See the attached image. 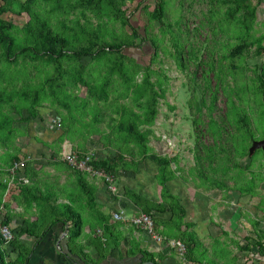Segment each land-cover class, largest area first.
I'll return each instance as SVG.
<instances>
[{
	"label": "trees",
	"instance_id": "obj_1",
	"mask_svg": "<svg viewBox=\"0 0 264 264\" xmlns=\"http://www.w3.org/2000/svg\"><path fill=\"white\" fill-rule=\"evenodd\" d=\"M2 1L0 4V72L5 71L11 77V82L8 80L0 82V151H3L0 152V167L8 168L9 172H15L20 177L26 174L24 170H27V163L25 169L19 166L14 168L16 162L26 155L22 147L15 142L18 137V132H15L12 126L15 115L28 121L43 119L39 108L45 107L46 101L51 104L47 106L49 108L54 107L57 102L59 106L67 109V114L69 113L71 117L78 113V110L73 112L77 109L76 105L87 108L93 102V107L99 108L102 112L97 115L95 122L100 121V117L109 112H118L119 117L111 116V124L114 128L106 136L110 135L117 140H122V147L126 154L120 151L117 156L110 159L94 156V167L110 173L114 178L118 176L119 168L132 172V176L135 177L139 173V164L142 160L149 159L155 163L157 165L155 177L161 186V201H153L132 188H126L124 196L140 211L153 216L155 228H158L159 223L167 224L169 226V229L165 231L167 236L177 234L183 239L188 246L187 257L193 258L192 247L187 240L195 238L193 233L182 230L186 208L180 197L172 193L167 185L168 182L180 178L178 173L184 168H173L172 164L178 162V157L158 153L150 145V136L154 132L151 127L158 114V104L166 97V84L171 79L163 68L161 70L152 68V64L157 62V59L161 57V51L164 50L160 49L156 36L148 35L149 24L147 22L145 25L138 14L149 8L151 4H144L146 0H130L131 4L127 3L128 0H43L44 4L41 3L42 0ZM152 1L155 2L153 19L159 21V29L163 34H170L166 36L173 40V46H175V49L171 46V57L176 67L180 68L185 75V85L189 86L187 89L189 98L185 103L189 110L188 115L194 136V165L189 171L197 178L196 181L200 186L213 184L216 188L229 191L231 186L228 182L238 181L242 177L241 174L246 172L238 159L248 155L252 161L256 157L260 149L250 154V147L258 138L257 131H264V65L259 67L257 78L253 79L254 102L257 108H260L258 120L251 119V106L245 104L246 93L243 89H235V85L231 84L234 80L237 81L240 64L244 63L245 54L251 47L255 46L256 54L264 53V33L256 40L251 39L257 20L258 5L254 4L253 0H185V2L182 0L180 3L176 0L181 6L180 14H176L175 11L167 9L170 0ZM257 1L261 3L262 0ZM218 6L215 18L221 22L235 20L237 26L235 35L237 42L232 46L229 43L225 45L227 51L222 48V40L215 44L212 41L205 43L199 41L200 38L197 40V33L195 36L192 34V29L195 27L198 31L201 27L204 29L206 18L211 20L208 12ZM7 12L17 15L26 12L29 20L24 26H17L4 17ZM90 14L96 17L97 22L92 24ZM134 15L140 21L139 26L141 28L145 26L143 29L145 35L141 34L138 28L131 26L130 17ZM198 15V24L191 27L189 24ZM58 18L61 19L59 23H54L53 21ZM103 22L107 25L112 24L109 30L112 38L109 41L105 39L108 33L102 29ZM116 25L122 28L120 34L115 32ZM68 30L72 31L70 35L64 33ZM186 41H188L187 44ZM143 44L149 45L147 55L150 60L146 63H141L130 53L127 54L128 48H137ZM188 44L193 45L194 52L187 50ZM205 49L208 50L204 53L202 50ZM198 54H201V57H197ZM204 55L205 58H202ZM84 56L90 57L91 63H83ZM194 61L197 62L195 65L198 69L190 71L189 64ZM32 68H36L40 73L44 72L45 77L40 86L36 88L32 85L21 87L15 85L16 82L21 85L27 84L25 79H29L27 75L32 72ZM225 68L232 70L229 71L230 75L228 74L229 78H233L232 82L221 81L223 78L227 80ZM200 71L201 77H198L196 74ZM139 74H143L141 81L137 79ZM153 77L155 80L152 79ZM79 85L87 88L85 97L74 96L73 91ZM220 90L225 97L226 109L223 116L216 118L213 112L218 108ZM6 102L10 103V108H7ZM166 102L170 108L176 107ZM126 106L129 107V112ZM23 111L26 112L24 117ZM70 112L73 113L70 114ZM83 112L86 114V111ZM204 118H209L206 126H202ZM143 122L146 124L145 128L140 124ZM140 126L143 129H140ZM127 128L128 134L125 133ZM206 138L207 141H205ZM232 159L235 161L230 163ZM234 168H237L238 172L232 173ZM73 171L82 172L78 169ZM259 175L255 174L251 178L244 177L243 181H240L242 184L238 186V190L241 194L256 193V179ZM183 178L185 181L188 180L184 176ZM30 186V180L25 182L20 179V183H17L14 189L22 192L24 189L29 190ZM4 187L8 188L7 182ZM84 187L88 188L87 184ZM86 191L88 198L86 203L88 208L93 210L90 212L101 213L98 223L103 233H96L92 245L102 253L101 249L109 246L111 239L115 243V246L113 245L115 250H119V245L124 240L120 229L124 222L116 220L111 223L110 220L113 218L110 215L111 212L109 214L100 210L94 197L95 192ZM42 196L43 194L37 188L32 198L38 201ZM163 203L167 205L166 208ZM66 208L73 213L71 218L73 217L76 227L73 236H80L83 231L82 215L79 211L75 212L72 209V204L66 205ZM167 209L172 213L169 220L154 217V210H157L160 215ZM53 210L55 209H52V212ZM58 220L59 218H56L53 223ZM0 222L8 225L14 235L11 240L6 241L0 231V264H28L36 249L24 245L19 239L20 236L26 232L36 237L37 245L46 232L36 231L37 227L32 224L21 225L19 232H15L3 206H0ZM259 224L260 222H256V226ZM40 232L42 234H39ZM259 232V240H255L253 236H247L249 241L244 246L247 250L253 249L254 246L264 249V228L259 229ZM140 251L148 254L143 249ZM262 251L261 253L264 252ZM90 253L83 248L78 252H71L72 255L81 257L85 264H98L100 260L91 257ZM62 254L64 257L68 256L67 253ZM72 255L70 260L73 258ZM146 259L157 263L153 256Z\"/></svg>",
	"mask_w": 264,
	"mask_h": 264
},
{
	"label": "rangeland",
	"instance_id": "obj_2",
	"mask_svg": "<svg viewBox=\"0 0 264 264\" xmlns=\"http://www.w3.org/2000/svg\"><path fill=\"white\" fill-rule=\"evenodd\" d=\"M148 1L149 0H146L145 2L148 3ZM181 1L182 0H179V3ZM2 2L3 1L0 0V4ZM44 2L45 1L42 0L41 3L44 4ZM183 2H185V0H183ZM253 2L254 4L258 5V11L256 24L252 31L251 39L256 40L257 37L264 33V0H262L261 3L257 0H253ZM127 3L131 4L130 0H128ZM218 8L219 6L214 7L209 11L210 13L208 12L211 20L209 21L206 18L204 29L201 27L200 31H198V29L195 27L192 29V34H194L193 36H195V33H197V40L200 38L199 41L205 43L212 41L215 44L221 42L222 40V48L224 51H227V47L225 45H228L229 43L232 46L237 42L235 37L237 33V26L235 20H231L229 22H226L225 20L223 22L218 21V19L215 18L218 13ZM167 9L168 11H175L176 14H180L181 6L178 5V2L176 0H170L168 2ZM138 14H140L142 22L145 25L147 24V22L149 24L148 35L151 37L156 36L155 38H157V41L159 42L160 49L164 50L161 51V57L157 59V62L152 64V68H157L160 70L161 68H163L171 77V79L166 84V97L161 99L160 103L158 104V114L157 117H155L154 124L151 127L154 132L153 135L150 136V145L152 146L154 151L164 155H169L170 157L177 156L178 162L173 163L172 167L184 168V170H180V172L178 173V176L180 178H176L175 180L168 182L167 185L172 193H175L176 195L178 193L183 194L181 199L186 206H189L191 212L196 209V215H198V213L204 215V218L202 216L197 218L198 220L200 219V222L201 220H210L212 221L211 223H216V225L221 226V228H217L218 234L223 228L222 226L227 223V229L232 230V236L238 239L240 238L239 240H242L243 244H247V242L249 241V238H247V236H251V232L256 230L255 222H260L258 227L264 228V148L255 149V151L259 149L260 151H258L256 157L253 158L252 161L248 155L240 157V159H238L239 163H241L240 165L245 168L246 172L244 171L241 174L242 177L238 179V181H231L232 186L228 192H220L217 188H215L213 184H207L204 187H200V185L196 182L197 178L193 176L189 171L190 167L194 165V136L192 131L193 126L191 125L190 117L188 115L189 110L187 109L185 103L189 98L187 93V89L189 86L187 84L185 85V75L180 71V68L176 67L171 57L170 50L172 51L171 46H173V40L171 38H167L166 35L170 36V34H163V32L159 29V21L153 19V7L142 10ZM199 15L193 19L192 23L189 24L191 27L198 24ZM4 17L20 27L24 26L25 23L29 20V15L26 12L20 15L7 12L4 14ZM90 18L92 24L93 22H97L96 17L92 16V14H90ZM60 20L61 19L58 18L53 22L59 23ZM130 23L132 27L138 28L141 34L145 35V31H143L145 26L142 28L139 26L140 21L135 17V15L130 17ZM102 24L104 26L102 29H104V31H106V33H108L109 35H105V39H108L107 41H109L112 38L109 34V30L112 24L110 23L109 25H107L105 22H103ZM210 25L212 28V32ZM115 32L117 34H120L122 32L121 26L116 25ZM64 33L70 35L72 31L68 30ZM185 43L187 44L188 41H186ZM146 46V44H143L137 48L130 47L128 48L127 54L129 55L130 53L134 55L141 63H146L147 60H150L149 55H147L149 54L147 52L149 51V45L147 47ZM173 47L175 49V46ZM193 48V45L188 44V51H193ZM201 48L203 47L201 46ZM207 50L205 49L202 51L205 53L207 52ZM200 55L201 54H198L197 57H201ZM202 58H205V55L202 56ZM198 61L199 60H197V62ZM82 62L85 64L91 63V58L88 56H84L82 58ZM197 62L194 61L193 63L191 62L189 64L190 71L198 69L195 65L197 64ZM226 64H228V62ZM96 65L97 61L95 66ZM262 65H264V53L256 54L255 46H253V48L251 47V49L248 50L245 54L244 63L240 64L237 81L234 80V83H231L232 85H235V89H243V91L246 93L247 99L245 101V104L246 106H251L250 116L253 121L258 120L260 114V108H257V104L254 102L255 97H253V85L255 83L253 79L257 78L259 67ZM229 71V68L224 69V73L227 74V80L223 78L221 79V81H233V78L231 79L229 78L230 76H228V74L230 75ZM201 73L202 72L200 71L196 75L198 77H201ZM27 76L29 78L28 80L25 79L27 84L21 85V83L16 82L15 85H18L19 87L32 85V87L37 88V86H40L43 78L45 77L44 72L40 73L36 68H32V72H30ZM10 78L11 77H9L5 71H3L2 73L0 72V82H2L1 80L10 81ZM142 78L143 74L137 75V79L139 81H141ZM152 79L155 80V77H153ZM9 90L11 89L9 88ZM73 93L74 96H77L79 98L85 97L87 88L79 85L74 89ZM126 100L132 102V100ZM166 101H168L172 105H175L176 107L170 108L167 105ZM6 106L7 108L11 107L10 103L7 102ZM93 106V102H91V105L87 108L78 107L76 105L77 109H75L73 112H76L78 110V113H75L77 115H74L73 117H71L69 113L65 114L67 113V109L59 106L57 102H55V105L54 107L52 106L51 110H44L43 107L39 108V113L41 114V116L44 115L43 120L37 118L34 121H28L26 119L20 118L18 115H15V118L12 121V126L15 132H18L17 142H19V144L23 147H27L28 145L34 146L37 140L33 138L39 137L41 139L44 138L48 143H50L51 141L55 142V148H58L59 143L62 144V148L66 150H72V148L75 146V148L79 149V151L85 150V153H91L96 158L103 159H110L114 156H117L120 151L126 154L124 147H122V140H117V138H115L114 136H106L108 133L113 131L114 128L111 124V116L119 117L120 114L118 112H109V114L101 116L100 121L95 122L96 117H98L97 115H100L102 112L99 108L95 109ZM125 108L127 112H129V107L126 106ZM79 109L86 111V114L83 111L81 112ZM225 109V97L220 90L218 108L213 112V115L216 118H219L220 116H223ZM73 112H70V114ZM22 114L24 117L26 115V112L23 111ZM56 117L61 119L59 128L52 127L53 119H55ZM208 120L209 118H204V125L202 126H206ZM140 124L143 126V128L146 127V124L144 122ZM65 126L68 127L67 130H65ZM142 126H140L139 128L143 129ZM49 131L52 132L51 136L47 133ZM261 131L263 130L257 131L258 138L256 139L258 140L264 139V131ZM125 133H129L128 128L125 129ZM205 141H207V138L205 139ZM39 147L41 148V145H39ZM255 151L253 152V154L255 153ZM48 155H50V152L48 153ZM234 161L235 159H232L230 163ZM139 165L145 166L143 167L142 173L135 177L132 176V172L126 170L119 171L117 173L118 176L116 178L113 177L114 184L112 186L115 187V189L110 187L109 182H106L110 189V192L108 191L107 193L109 194V196L117 197L116 200L117 203H119V205H117L119 208H116V206L114 207L115 211L120 209L133 211L134 209L133 206V209H131V205L127 203L124 197V191L126 188H132L139 193L141 192L144 196L150 198L153 201H161V186L158 184L155 177L157 173V165L149 159L142 160ZM235 172H238L237 168H234V172L232 173ZM255 174H260L256 179V193H254L253 195L241 194V192L237 190V187L242 184V182L240 181H243L244 177L251 178ZM183 176L188 179V182L184 180ZM193 180H195V182ZM138 183L146 184L143 186ZM181 183L185 184L186 187L181 188L179 186ZM257 190L259 194L258 196H254L255 194H257ZM199 194L202 195L199 196ZM166 207L167 205L164 204V208ZM153 214L155 218H158L159 214L157 210H154ZM230 219H232V226L230 225ZM234 225H238V227L233 230L232 227ZM205 227L206 225L203 226V228ZM160 236L162 237V235ZM244 236H246V238ZM230 238L231 237H228V240H230ZM208 240L211 241L210 239ZM242 252L243 251H240L239 255H241ZM242 259L244 264H249L248 257L244 255Z\"/></svg>",
	"mask_w": 264,
	"mask_h": 264
},
{
	"label": "crops",
	"instance_id": "obj_3",
	"mask_svg": "<svg viewBox=\"0 0 264 264\" xmlns=\"http://www.w3.org/2000/svg\"><path fill=\"white\" fill-rule=\"evenodd\" d=\"M148 3L151 4L150 7L154 9L153 5L155 2L149 0ZM144 4L147 3L144 2ZM130 10H132V8H130ZM44 106V110L52 109V107H47L51 106L50 102H44ZM65 128V130L68 129L67 126H65ZM47 133L50 136L52 135L50 131ZM33 139L37 140L35 145H28L27 147L21 146L19 142H17V139L15 141L17 145L22 147L23 152L26 154V163L28 165L26 167L27 170L24 171H26L25 176L30 180L31 186L29 190L24 189L22 192H18V189H14L16 184L20 183V176L16 175L15 172H9L7 170L8 168L0 167V206L5 208L11 227L15 232H19L21 225L29 226L32 224L37 227L36 231L46 232L44 238L41 239L37 245L36 237L26 232L20 236L19 239L24 245L29 248L35 247L34 249H36L28 264H85L81 257L78 258L72 255L73 253L71 254L72 251L78 252L82 248L86 252L90 251L91 257L100 260L98 264H150L145 262H153L155 264H244L242 257H244V255L247 257L251 249L247 250L244 247L246 244H243L242 240H239L240 238L238 239L232 236V230L227 229V223L222 226L223 228L220 230L219 234L217 233V228H221V226L216 225V223H211L212 221L210 220H201V223L199 221L200 219L198 220L197 218L203 217L204 215L199 213L196 215V209L191 212L189 206H186L181 199L183 194L180 193H178L177 196L180 197L181 202L186 208L185 222L182 226V230H186L187 233H193L195 238L193 240L186 239L191 244L193 258L187 257L188 246L183 239L177 236V234L170 237L167 236L165 231L169 229V226L163 223H159L158 228H156L157 231L155 230L163 237L162 240L157 241L140 226L124 222L120 227L124 240L120 243L119 250H115V243L110 239L109 246L105 249H101L102 253H100L98 248L92 245V240H94L96 233H103L98 223L101 213L90 212H93V210L89 209L86 203L88 199L86 190H88V192H95L94 197L98 208L109 214L111 212L110 215H112V217L113 211H115L114 207L116 206V208H119L117 206L119 205L116 200L117 197L109 196L107 192H110V189L104 178L92 176V174L82 170H79L82 172L73 171L77 169H74V167L60 157L62 151L66 150L62 148V144L59 143L58 148H55V142L51 141L48 143L47 140L39 137H34ZM39 145H41V148ZM3 150L5 151V149ZM72 150L81 154L84 153L83 155L86 154L85 150L79 151L75 146ZM49 152L50 155H48ZM28 155L31 156L30 159H28ZM144 166L145 165H139V173L137 176L142 173ZM122 170L126 169L119 168L118 172ZM80 175L81 178L79 179ZM193 181L195 182V180ZM5 182L8 183V188L4 187ZM228 183L232 186L231 182ZM86 184L88 188L84 187ZM109 184L111 187L114 181ZM138 184L144 186L146 183ZM179 186L181 188L186 187L183 183ZM37 188L41 191V194H43L42 198L38 201L32 198L33 192ZM217 189L220 192H228L220 188ZM258 194L259 192L257 190V194L254 196H258ZM201 195L202 194H199V196ZM124 197L127 203L131 205V209L134 207L133 211L128 209V213L133 215L142 212L126 196ZM69 204H72V209L75 212L79 211L82 215L83 231L81 235L77 237L73 236L76 229L74 219L73 217L71 218L73 213L66 208V205ZM52 209L55 210L52 212ZM171 214V211L167 209L164 210V212L162 211L158 218H163V220L167 221L170 219ZM56 218H59V220L53 223ZM113 219L114 218L110 220L111 223L116 222V220ZM231 220L232 219H230V225L232 226ZM204 225H206L205 228H203ZM237 227L238 225H234L232 229L234 230ZM259 229L261 228L256 226V230L251 232V236H253L255 240H259ZM39 234L42 233L40 232ZM228 237H231L230 240H228ZM244 237L246 238V236ZM175 240H181L185 244L186 251L184 253H180L176 246L173 245ZM254 247L257 248L256 246ZM141 249L148 252V254L141 252ZM262 250L264 251V249ZM240 251H243V255H239ZM62 253H67L68 256L64 257ZM71 255L73 258L70 260ZM151 256L156 259L157 263L153 260L146 259V257Z\"/></svg>",
	"mask_w": 264,
	"mask_h": 264
},
{
	"label": "built area",
	"instance_id": "obj_4",
	"mask_svg": "<svg viewBox=\"0 0 264 264\" xmlns=\"http://www.w3.org/2000/svg\"><path fill=\"white\" fill-rule=\"evenodd\" d=\"M61 124L60 118L54 119V126L59 127ZM63 160H65L67 163H69L72 167L85 171L89 174H92V176H99L105 178L108 182H113V176L109 173H106L103 170L96 169L93 165V159L94 155L91 153H86L85 155H80L77 151L74 150H63L62 154L60 156ZM30 159V157H28ZM26 159L23 158L19 162H16L15 167H20L21 169H25ZM13 168V171L15 170ZM21 180L27 182L29 181L28 178L23 174L20 177ZM113 189L115 187L111 186ZM113 218L115 220L120 221H131L135 223L136 225L142 227L143 229L148 232L153 238H155L157 241L162 240V237L155 231V223L153 216L149 213L141 212L138 215H130L128 214L124 209H120L116 212H113ZM0 231L2 234V237L9 241L13 238V233L8 225L2 224L0 222ZM173 245L176 246V248L180 251V253H184L186 251V246L181 240H175L173 242ZM261 248L257 246V248L253 247L249 251L248 254V263L249 264H264V254L261 253Z\"/></svg>",
	"mask_w": 264,
	"mask_h": 264
},
{
	"label": "water",
	"instance_id": "obj_5",
	"mask_svg": "<svg viewBox=\"0 0 264 264\" xmlns=\"http://www.w3.org/2000/svg\"><path fill=\"white\" fill-rule=\"evenodd\" d=\"M257 148H264V139L254 140L251 147H250V154H253L255 149ZM150 264H155L153 262H145Z\"/></svg>",
	"mask_w": 264,
	"mask_h": 264
},
{
	"label": "clouds",
	"instance_id": "obj_6",
	"mask_svg": "<svg viewBox=\"0 0 264 264\" xmlns=\"http://www.w3.org/2000/svg\"><path fill=\"white\" fill-rule=\"evenodd\" d=\"M57 118V117H56ZM53 125H52V127H55L54 126V119H53V123H52ZM57 128H59V127H57ZM28 157H30L31 158V156L30 155H28ZM26 160H27V158H26V156L24 157ZM110 174V173H109ZM111 175V174H110ZM103 178V177H102ZM105 179V178H104ZM106 180V179H105ZM106 182H108L107 180H106ZM110 183V182H109ZM125 210V209H124ZM118 211V210H117ZM126 212H127V210H125ZM116 212V211H115ZM128 213V212H127ZM141 212H139V213H137V214H133V215H138V214H140ZM128 214H130V213H128ZM131 215V214H130ZM132 216V215H131ZM118 221H120V220H118ZM123 222H128V223H130L131 221H123ZM131 224H135V223H133V222H131ZM136 225V224H135ZM138 226V225H137ZM142 228V227H141Z\"/></svg>",
	"mask_w": 264,
	"mask_h": 264
}]
</instances>
